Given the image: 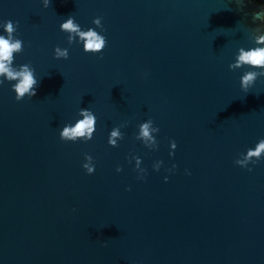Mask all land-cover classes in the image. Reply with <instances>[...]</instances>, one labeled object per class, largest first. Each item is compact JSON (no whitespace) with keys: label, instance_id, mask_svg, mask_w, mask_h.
I'll return each mask as SVG.
<instances>
[{"label":"water","instance_id":"95a60500","mask_svg":"<svg viewBox=\"0 0 264 264\" xmlns=\"http://www.w3.org/2000/svg\"><path fill=\"white\" fill-rule=\"evenodd\" d=\"M262 5L0 0L6 63L38 81L18 101L0 75V264H264V66L239 61Z\"/></svg>","mask_w":264,"mask_h":264},{"label":"clouds","instance_id":"9594fccd","mask_svg":"<svg viewBox=\"0 0 264 264\" xmlns=\"http://www.w3.org/2000/svg\"><path fill=\"white\" fill-rule=\"evenodd\" d=\"M46 6L50 2V0H45ZM264 8V5L261 6ZM260 13H254V18H259ZM13 22H7L6 31L11 32ZM62 30H68L72 32H79V25L74 24L72 19H68L61 25ZM79 35L82 39H85V50L91 51L93 53L98 52L102 49L104 45V40L93 30H89L86 33L80 32ZM72 37H69L71 41ZM21 49V41L17 40L15 43H11L8 39L4 38V36H0V75L6 74L9 80L19 78V83L14 85L15 91L17 93L16 99L20 101L25 93H30L31 96L36 95V91L34 90V86L38 84V81L34 79L32 70H29L27 65L22 66L23 70L20 72L12 71L6 62H10L13 57V52L19 51ZM242 54L239 57V61L241 63H247L254 67L264 66V49H253L248 52H244L241 50ZM55 56L56 58L64 57L67 59L69 57V53L67 49H61L59 46L55 48ZM239 66V65H237ZM257 73L249 72L244 77H242V84L245 88H247L250 81H254ZM2 83V81H0ZM82 114L85 115V118L79 121L75 127L68 129L65 128L62 137L75 138L77 136H83L84 130L87 129L89 133L93 131V125L95 122L94 117L87 115V110H83ZM142 135H149V124H144L141 126ZM113 136L118 135L117 132L112 133ZM90 138V136H89ZM114 143V141H111ZM264 151V141H262L257 150L254 153H250V155L259 156L260 152ZM175 167V166H174ZM88 171L91 173L93 171L92 168H89ZM167 177L165 180L167 181ZM130 190V189H129ZM75 211V209H74Z\"/></svg>","mask_w":264,"mask_h":264},{"label":"trees","instance_id":"16d2710c","mask_svg":"<svg viewBox=\"0 0 264 264\" xmlns=\"http://www.w3.org/2000/svg\"><path fill=\"white\" fill-rule=\"evenodd\" d=\"M260 1H262L264 3V0H260Z\"/></svg>","mask_w":264,"mask_h":264}]
</instances>
